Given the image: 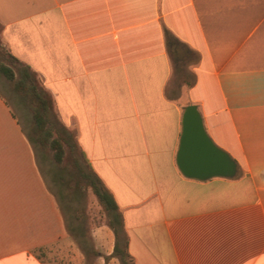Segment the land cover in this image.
<instances>
[{
	"label": "crops",
	"instance_id": "obj_1",
	"mask_svg": "<svg viewBox=\"0 0 264 264\" xmlns=\"http://www.w3.org/2000/svg\"><path fill=\"white\" fill-rule=\"evenodd\" d=\"M0 24L114 196L135 264H264V0H0ZM166 29L195 53L179 68ZM191 103L236 176L180 171ZM95 233L98 263L120 264L111 228ZM69 235L0 93V264H46Z\"/></svg>",
	"mask_w": 264,
	"mask_h": 264
},
{
	"label": "trees",
	"instance_id": "obj_2",
	"mask_svg": "<svg viewBox=\"0 0 264 264\" xmlns=\"http://www.w3.org/2000/svg\"><path fill=\"white\" fill-rule=\"evenodd\" d=\"M0 24V74L9 81L12 89L21 95L22 100L32 111L31 128L26 136L33 144L50 149L57 164L53 179L60 185L72 186L74 191L89 188L101 204L107 217V225L114 233L115 241L111 255L120 264H135L128 250V234L121 209L114 196L94 171L89 160L80 148L76 133L59 118L51 92L45 87L38 73L27 63L13 55L2 45ZM166 45L176 67L187 61L195 53L170 30H165ZM90 253L99 255L94 247H87Z\"/></svg>",
	"mask_w": 264,
	"mask_h": 264
},
{
	"label": "rangeland",
	"instance_id": "obj_3",
	"mask_svg": "<svg viewBox=\"0 0 264 264\" xmlns=\"http://www.w3.org/2000/svg\"><path fill=\"white\" fill-rule=\"evenodd\" d=\"M2 45L6 48L3 42ZM0 93L10 104L25 133H28L32 124V111L24 103L21 95L12 89L3 74H0ZM33 145L42 173L48 186L58 198L70 233L67 240L39 249L40 256L46 264H100L98 256L88 250L86 252V249L95 248L96 231H99L101 238L107 242L106 232L109 227L101 204L89 188L83 187L79 191H74L72 186L55 182L53 171L57 168V164L53 159L52 151L44 149L35 142Z\"/></svg>",
	"mask_w": 264,
	"mask_h": 264
},
{
	"label": "water",
	"instance_id": "obj_4",
	"mask_svg": "<svg viewBox=\"0 0 264 264\" xmlns=\"http://www.w3.org/2000/svg\"><path fill=\"white\" fill-rule=\"evenodd\" d=\"M176 161L183 175L199 180L234 177L239 171L238 161L207 132L196 103L184 107Z\"/></svg>",
	"mask_w": 264,
	"mask_h": 264
}]
</instances>
